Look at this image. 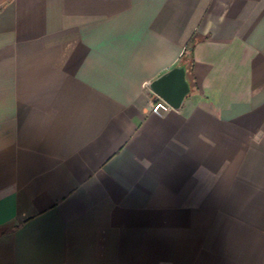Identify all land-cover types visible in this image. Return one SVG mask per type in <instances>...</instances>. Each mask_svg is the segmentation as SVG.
<instances>
[{
    "label": "crops",
    "instance_id": "obj_1",
    "mask_svg": "<svg viewBox=\"0 0 264 264\" xmlns=\"http://www.w3.org/2000/svg\"><path fill=\"white\" fill-rule=\"evenodd\" d=\"M0 264H264V0H0Z\"/></svg>",
    "mask_w": 264,
    "mask_h": 264
},
{
    "label": "water",
    "instance_id": "obj_2",
    "mask_svg": "<svg viewBox=\"0 0 264 264\" xmlns=\"http://www.w3.org/2000/svg\"><path fill=\"white\" fill-rule=\"evenodd\" d=\"M152 90L173 108H180L190 91L184 67H175L151 84Z\"/></svg>",
    "mask_w": 264,
    "mask_h": 264
},
{
    "label": "built area",
    "instance_id": "obj_3",
    "mask_svg": "<svg viewBox=\"0 0 264 264\" xmlns=\"http://www.w3.org/2000/svg\"><path fill=\"white\" fill-rule=\"evenodd\" d=\"M171 108H173L170 104H168L165 100L157 101L153 104L152 110L158 115H163L167 111H169Z\"/></svg>",
    "mask_w": 264,
    "mask_h": 264
},
{
    "label": "trees",
    "instance_id": "obj_4",
    "mask_svg": "<svg viewBox=\"0 0 264 264\" xmlns=\"http://www.w3.org/2000/svg\"><path fill=\"white\" fill-rule=\"evenodd\" d=\"M190 45H191V47H192V45H194V41H192V42L190 43ZM188 49H190V47L187 48V50H188Z\"/></svg>",
    "mask_w": 264,
    "mask_h": 264
}]
</instances>
